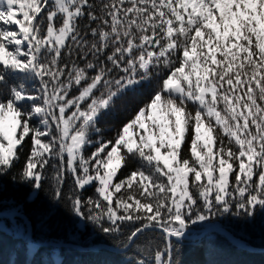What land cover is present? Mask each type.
I'll use <instances>...</instances> for the list:
<instances>
[{
  "label": "snow or ice",
  "instance_id": "snow-or-ice-1",
  "mask_svg": "<svg viewBox=\"0 0 264 264\" xmlns=\"http://www.w3.org/2000/svg\"><path fill=\"white\" fill-rule=\"evenodd\" d=\"M3 177L122 264H182L221 218L264 217V0H0ZM42 252L27 264H67Z\"/></svg>",
  "mask_w": 264,
  "mask_h": 264
},
{
  "label": "trees",
  "instance_id": "trees-1",
  "mask_svg": "<svg viewBox=\"0 0 264 264\" xmlns=\"http://www.w3.org/2000/svg\"><path fill=\"white\" fill-rule=\"evenodd\" d=\"M150 91L151 86L145 85L137 90L135 98L143 99ZM131 101L132 94L118 100L115 110L101 119L100 126L106 129L114 125L119 126L133 107ZM105 134L111 136L112 132L106 131ZM0 183V214H21L0 221L11 226V220L14 219L25 228L24 233H12L0 228V258L3 264H13L17 261L27 264L42 246L44 259H60L62 256L67 264H92L98 260L122 264L125 257L113 249L107 240L98 237L91 227L86 228L68 216L63 208L50 204L43 192L30 193L28 189L12 184L7 177L0 178ZM91 192L92 189L89 188L87 194ZM28 224L31 230L29 241ZM216 226L228 230L244 245L264 248V217L257 216L250 223L221 218ZM208 238L211 243H199V240L183 242L180 257L182 264H264V251L237 247L219 233H212Z\"/></svg>",
  "mask_w": 264,
  "mask_h": 264
},
{
  "label": "water",
  "instance_id": "water-1",
  "mask_svg": "<svg viewBox=\"0 0 264 264\" xmlns=\"http://www.w3.org/2000/svg\"><path fill=\"white\" fill-rule=\"evenodd\" d=\"M17 216H21L20 213L14 212V213H6V214H0V219H11ZM219 233L224 235L233 245L243 248V249H248V250H252V251H264V248H254V247H249L247 245H244L240 242V240L236 237H234L228 230L216 226L215 229L212 230H205L204 232H200L199 234L193 235L192 237H190L188 240L190 241H197L202 239L204 236L208 235V233ZM30 235H31V230H30V226L28 224V241L30 240ZM48 244H52V245H58L57 243H51V242H47ZM34 246H36L37 244H33Z\"/></svg>",
  "mask_w": 264,
  "mask_h": 264
},
{
  "label": "rangeland",
  "instance_id": "rangeland-1",
  "mask_svg": "<svg viewBox=\"0 0 264 264\" xmlns=\"http://www.w3.org/2000/svg\"><path fill=\"white\" fill-rule=\"evenodd\" d=\"M0 228L7 230L9 232L24 233V225L17 223L14 219L11 220V226H7L5 222L0 221ZM196 235V234H194Z\"/></svg>",
  "mask_w": 264,
  "mask_h": 264
}]
</instances>
